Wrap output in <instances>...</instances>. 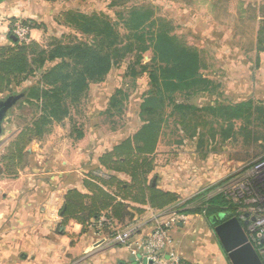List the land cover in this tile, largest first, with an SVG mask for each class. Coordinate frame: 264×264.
<instances>
[{"label":"rangeland","instance_id":"rangeland-1","mask_svg":"<svg viewBox=\"0 0 264 264\" xmlns=\"http://www.w3.org/2000/svg\"><path fill=\"white\" fill-rule=\"evenodd\" d=\"M232 1V5H238V0ZM209 2L210 0H8L5 6L0 7V46H14L16 44L13 42L23 44L33 41L46 48L54 40L64 41L67 44L98 43L95 42L94 34H86L66 23V14L72 11L88 16L97 15L104 21H109L113 25L114 32L118 34V47L131 43L134 49L126 52L127 54L111 68L103 81L92 83L81 102L70 104L69 115L66 118L48 125L42 135L35 136L37 137L35 139H44L42 145L47 146V149H50L49 145L58 139L51 140L53 134L62 139L67 138L69 143L73 139L74 145L79 144L78 138L82 136H91L93 142L94 137L99 141L102 139V143L106 142L104 140L107 136V143L111 145L114 140L135 134L143 124L140 106L153 89L150 75L157 66L150 39L154 33L160 32L163 26L176 40L198 51L203 65L200 72L212 82L203 92H177L173 104H182L183 108L175 109L173 104L164 108V121L161 124L158 152L155 157L156 166L150 176L157 184V180L160 179L158 176L161 177L160 172L163 171V176H169L168 179L177 190L178 187L185 189L186 185L192 186L193 190L188 194L172 191L180 196L179 202L165 210H159L164 213L157 215L156 219L184 207H193L192 204L185 206V202L205 189H213L215 186L218 188L229 181L238 183L239 179L246 177L250 167L264 157V110L258 109L263 107V103L247 100L253 101L254 104H251L253 106L241 109L243 116L236 118L226 107L247 101L243 96L231 95L226 86L213 78L214 76L218 78L220 74L218 72L227 71V64L232 60L234 52L238 55L236 62L243 61L240 57L249 52L253 53V41L260 24L259 8L254 6L249 10L247 8L246 12L236 14L223 13L222 9L227 6V0H213L215 2L212 3L213 5H209ZM263 4L264 0L260 5ZM132 7L142 8L152 14L151 20L142 30L145 34L144 42L128 38L133 31L126 24V19ZM233 7L230 6V10H233ZM17 25L28 28L31 35L30 42L11 39ZM229 38L237 39L239 42L232 46L225 45V41ZM143 44L149 45L150 48L145 51L138 50L137 48ZM52 65L50 62L42 67L35 65L34 71L21 76V84L15 87V92L1 86L0 100L8 95H15L17 101L3 122L0 136V170L2 171H0V210L6 209L4 195L11 189L19 188L18 179L23 176L21 172L28 162L24 156L21 164L13 169L15 173L10 174L7 168L12 169V165L18 161L16 159L6 161L3 160V156L9 154L10 144L22 129L32 126L42 114L40 103L28 101L22 91L30 85L44 84L43 75ZM212 72L217 74L210 75ZM221 78L224 79V75ZM118 91L122 92L118 93ZM113 97L117 98L114 104L111 103ZM191 106L194 108H190ZM86 146L89 145L86 143ZM94 171L95 174L99 173L97 168ZM203 177L210 180L202 182ZM207 184L209 186H206ZM157 186L159 187L158 184ZM232 186L231 191H233ZM263 190L264 187L242 189L241 197L247 200L245 209L253 206L248 199ZM215 193H218L217 189L211 190L205 195V200ZM30 205V208H34V204ZM147 208L149 207H146V210ZM187 216L188 220L185 222L187 224L184 223L182 229L178 230V226L175 225L171 231L173 241L179 245V250L185 256H194L195 259L199 257L203 238L207 235L210 236L213 244H218L223 249L215 227L211 226L203 215ZM12 218L7 211L4 216L5 223L0 221V258L3 257L2 249L9 243V239L3 237L4 234L9 236L10 232L18 231L25 225L35 224L33 217L28 214L17 213L9 222ZM115 228L121 226L118 224ZM96 232L99 235L97 230ZM103 232L110 236L113 231L106 227ZM71 238L72 246L80 241L78 235H71ZM261 258L264 261V254ZM106 259L107 255L101 254L93 260V264H105ZM127 264H135V262L130 261Z\"/></svg>","mask_w":264,"mask_h":264},{"label":"trees","instance_id":"trees-1","mask_svg":"<svg viewBox=\"0 0 264 264\" xmlns=\"http://www.w3.org/2000/svg\"><path fill=\"white\" fill-rule=\"evenodd\" d=\"M151 18L149 11L130 8L126 24L133 33L128 38L144 42L145 34L142 30ZM259 18L256 36L258 55L264 52V4L259 8ZM66 23L86 34H94L95 42L98 43L67 44L54 40L46 48L33 41L0 46V92L1 86L15 92V87L21 84V76L34 71L35 65L42 67L47 62L53 64L43 75L44 84L30 85L22 91L28 101L40 103L42 114L32 126L22 129L10 144L9 154L3 156V160L18 161L12 165V169L7 168L10 174L15 173L13 169L21 164L25 150L37 138L35 136L42 135L48 125L66 118L70 104L81 102L92 83L103 81L126 52L134 50L131 43L118 47L119 38L113 25L97 15L88 16L69 11ZM164 28L163 26L160 32L154 33L150 39L157 66L150 75L153 89L140 106L142 126L134 135L98 157V171L103 172L106 177L97 176L95 171L87 174L84 184L91 194H83L76 189L68 191L62 213L63 225L69 220H75L83 225L84 231L87 225L105 214L123 226L127 221L142 215L146 207L165 210L179 202L180 196L177 193L159 188L155 179L150 177L156 166L155 157L164 121V108L175 103L174 95L177 92H203L212 81L200 72L203 65L198 51L176 40ZM149 48V45L143 44L137 49L145 51ZM116 101V97L111 99L112 104ZM236 104L226 108L234 117L240 118L243 116L241 109L253 106L251 104L254 102ZM173 105L175 109L183 108L182 104ZM258 109L264 110V104ZM119 174L127 175L128 179H122ZM215 187L205 189L185 202V206L192 204L193 207H184L178 211L187 215H203L214 227L223 221L219 220L217 223L212 220L220 212H230L231 216L239 218L242 206L235 204L228 192L215 193L205 200V195L211 190L216 191Z\"/></svg>","mask_w":264,"mask_h":264},{"label":"crops","instance_id":"crops-1","mask_svg":"<svg viewBox=\"0 0 264 264\" xmlns=\"http://www.w3.org/2000/svg\"><path fill=\"white\" fill-rule=\"evenodd\" d=\"M7 1H1L0 7L5 6ZM262 1L238 0V5L234 6L232 0H227V6H224L222 11L223 13L231 12L233 14L243 13L246 12L247 8L248 10L254 6H258L257 9L260 8ZM212 3L215 2L210 0L209 5H213ZM230 6H234L233 10H230ZM236 8L238 9L236 10ZM225 42V45L232 46L239 41L229 38ZM253 42V53L249 52L240 57L243 61L237 60V62L238 55L235 52L232 53V60L227 64V71H220L218 72L220 73L218 78L215 76L213 78L226 86L231 95L243 96L246 101L256 100L264 104V52L258 55L256 37ZM228 57L230 58V56ZM212 74L217 73L212 72L210 75ZM222 75H224V79L221 78ZM50 138L51 140L58 138L56 141L50 142L52 144L49 145L51 146L50 149L42 145L44 139H35L27 146L24 156L28 159V162L24 171L21 172L25 177L22 176L18 179L20 181L19 188L11 189L8 194L4 193L6 194L4 195L6 196L4 199L6 209L0 210V221L4 222V216L8 211L9 216L13 217L9 222L18 213L32 216L35 224L33 223L32 226L25 225L18 231L10 232L11 235L9 236L3 235L6 240L9 239V243L2 249L3 257L0 258V264H93V260L101 254L107 255L105 264H127L130 261L132 262L133 258L128 247L119 244H107V237L110 236L108 233L103 232L104 228L102 231H98L99 235H97L94 222L89 224L83 231V225L75 220H69L63 225L62 217L68 191L76 189L83 194H91L84 184L87 174L94 171L95 168L97 170L100 168L98 157L102 153L111 151L115 145L125 138L114 140L113 137L114 142H111V145L107 143V136L104 140L105 143H102V139L99 141L94 137L93 142L90 139L91 136H82L78 138L79 144L77 145L76 143L74 145L73 139L69 143L67 138L62 139L54 134ZM86 143L89 145L88 147ZM160 174L161 177L158 176L160 179L157 180V184L163 190L177 191L182 194L184 192L188 194L189 191L193 190L192 186L189 185H186L185 189H179L178 187L177 190V187L168 179L169 176H163V171ZM119 176L124 180L128 179L125 174H119ZM209 180V178L203 177L202 182ZM206 186H209V184ZM30 203L31 205L34 204V208L29 207ZM163 213L164 211L147 208L142 215L134 220L127 221L124 225L131 222L143 223L147 230H145V234L152 228L154 218ZM190 217H194V215H190ZM183 227L184 224L178 226V230ZM71 235H78L80 239L77 244H73L75 246L71 245L73 240ZM201 246L203 247L196 259L194 256H185L179 250V245L173 241V238L170 248L188 264H231L226 252L218 244H213L209 235L203 238Z\"/></svg>","mask_w":264,"mask_h":264},{"label":"built area","instance_id":"built-area-1","mask_svg":"<svg viewBox=\"0 0 264 264\" xmlns=\"http://www.w3.org/2000/svg\"><path fill=\"white\" fill-rule=\"evenodd\" d=\"M14 36L20 41L30 42L31 35L27 27L17 25L14 29ZM103 174V175H102ZM97 176H105L103 172L96 173ZM236 183V186H235ZM233 185V186H232ZM226 186V187H225ZM233 191H231V187ZM250 187H264V157L256 161L246 173V177L235 182H228L217 188L218 193L228 191L230 198L235 204L241 205L240 220L248 222L245 225L250 242L261 256L264 254V190L248 199L253 206L245 209L247 200L241 197L242 189ZM237 191V192H236ZM152 210V209H151ZM188 216L184 213L173 211L163 218H154V226L145 232V224L131 222L115 228L118 225L113 219L102 214L94 226L97 231L109 228L113 232L110 235L109 244L125 245L130 249L131 256L135 264H185L183 259L171 250L173 227L184 224Z\"/></svg>","mask_w":264,"mask_h":264},{"label":"water","instance_id":"water-1","mask_svg":"<svg viewBox=\"0 0 264 264\" xmlns=\"http://www.w3.org/2000/svg\"><path fill=\"white\" fill-rule=\"evenodd\" d=\"M11 37L17 39L14 35ZM16 101L17 97L13 95L0 100V136L3 122ZM212 220L217 223L223 220L215 226V232L231 264H264L247 235L245 225L248 222H241L238 217L231 216L230 212H220L213 216Z\"/></svg>","mask_w":264,"mask_h":264},{"label":"flooded vegetation","instance_id":"flooded-vegetation-1","mask_svg":"<svg viewBox=\"0 0 264 264\" xmlns=\"http://www.w3.org/2000/svg\"><path fill=\"white\" fill-rule=\"evenodd\" d=\"M0 1H4V0H0ZM13 96H15V95H13Z\"/></svg>","mask_w":264,"mask_h":264}]
</instances>
